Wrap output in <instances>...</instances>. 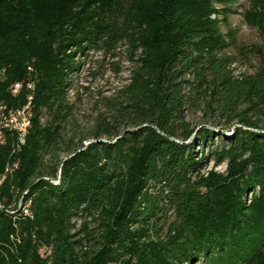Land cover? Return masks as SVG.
<instances>
[{"label":"trees","instance_id":"obj_1","mask_svg":"<svg viewBox=\"0 0 264 264\" xmlns=\"http://www.w3.org/2000/svg\"><path fill=\"white\" fill-rule=\"evenodd\" d=\"M237 2L0 0V120L33 113L24 144L0 145V264H264V52L233 75ZM243 16L264 38V0ZM121 43L133 67L111 121L87 146L63 138L77 55ZM199 110L232 132L208 152ZM83 214L96 227L76 239Z\"/></svg>","mask_w":264,"mask_h":264},{"label":"rangeland","instance_id":"obj_2","mask_svg":"<svg viewBox=\"0 0 264 264\" xmlns=\"http://www.w3.org/2000/svg\"><path fill=\"white\" fill-rule=\"evenodd\" d=\"M249 3L250 0H238L235 11L229 16L235 41L227 49V54L234 58L232 70L235 77L256 73L260 68V53L264 52V38L244 21L243 13ZM129 56L126 43H121L113 53L106 54L104 51L91 49L84 55H77L75 61L79 63L80 68L78 72L69 75L67 117L62 122L60 131L63 138H73L76 143L84 140L85 146L95 142L93 133L97 124L102 119L111 121L113 117V112L105 106L106 99L115 96L118 90L129 82L133 67ZM187 115L188 120L192 125L198 126V129L205 126L206 118L201 110L189 111ZM46 120L47 117L43 121ZM212 125L211 122L205 127L214 130L217 136L207 146V152L221 144L218 136H228L232 133L224 132L220 126ZM99 141L108 142V139L104 137ZM61 158L65 159L66 154H62ZM226 167V164L215 166L214 161H211L208 170L214 168L218 172H224ZM75 223L76 232H79L76 239L85 237L84 233L80 232L85 223H88L86 226L89 229L96 227L92 217L86 214L77 218ZM84 244L87 246L84 250L90 251L95 247L93 240Z\"/></svg>","mask_w":264,"mask_h":264},{"label":"built area","instance_id":"obj_3","mask_svg":"<svg viewBox=\"0 0 264 264\" xmlns=\"http://www.w3.org/2000/svg\"><path fill=\"white\" fill-rule=\"evenodd\" d=\"M19 88L20 85H17L14 92H17ZM32 117L33 113L30 105L23 108L12 109L8 114L3 115L0 120V145L5 141V131L16 133L19 144H24L32 124ZM9 171L10 167H7L6 172ZM1 182L2 180L0 179V184Z\"/></svg>","mask_w":264,"mask_h":264},{"label":"water","instance_id":"obj_4","mask_svg":"<svg viewBox=\"0 0 264 264\" xmlns=\"http://www.w3.org/2000/svg\"><path fill=\"white\" fill-rule=\"evenodd\" d=\"M99 142H102V141H99ZM67 159H64L63 163L66 161ZM60 173H61V170H60Z\"/></svg>","mask_w":264,"mask_h":264}]
</instances>
